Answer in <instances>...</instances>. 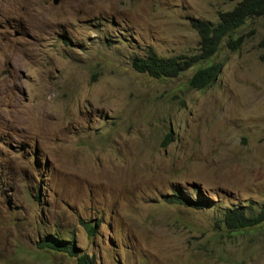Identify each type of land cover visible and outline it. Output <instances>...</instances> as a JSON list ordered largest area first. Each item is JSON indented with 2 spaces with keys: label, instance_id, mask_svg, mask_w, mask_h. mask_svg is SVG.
Instances as JSON below:
<instances>
[{
  "label": "rangeland",
  "instance_id": "374dc122",
  "mask_svg": "<svg viewBox=\"0 0 264 264\" xmlns=\"http://www.w3.org/2000/svg\"><path fill=\"white\" fill-rule=\"evenodd\" d=\"M239 0H0V264H264V17L224 37L213 84L137 72L134 57L194 53L190 17ZM245 36L232 51L226 42ZM179 188L201 209L170 202ZM95 226L90 234L86 225Z\"/></svg>",
  "mask_w": 264,
  "mask_h": 264
},
{
  "label": "trees",
  "instance_id": "16d2710c",
  "mask_svg": "<svg viewBox=\"0 0 264 264\" xmlns=\"http://www.w3.org/2000/svg\"><path fill=\"white\" fill-rule=\"evenodd\" d=\"M218 20L212 22L209 20L190 17V25L199 36L198 49L194 53L179 54L175 56L162 57L155 51L149 50L144 57H134L132 59L133 68L149 77L174 78L189 68L198 65V68L192 73L187 84L195 90H204L210 87L216 80L222 62H210L205 66L201 63L211 59L218 50L222 39L233 30L243 25L246 20L255 17H264V0H239L235 5L225 11H218ZM245 36H238L227 40V47L234 51L238 49L244 41ZM260 48L264 49V31L258 41ZM264 57V55H263ZM169 199L170 202L179 203L186 207L201 209L209 204V200L196 193V198L191 199L179 188L174 189ZM223 222L230 230L246 229L257 226L264 222V201L255 214L248 215L241 208H228L223 215ZM88 233L93 234L95 226L86 225ZM38 249H49L57 252H63L70 256H77L78 264H92V260L85 254H78V249L69 239L58 238L53 234H46L37 243Z\"/></svg>",
  "mask_w": 264,
  "mask_h": 264
},
{
  "label": "water",
  "instance_id": "95a60500",
  "mask_svg": "<svg viewBox=\"0 0 264 264\" xmlns=\"http://www.w3.org/2000/svg\"><path fill=\"white\" fill-rule=\"evenodd\" d=\"M53 2L56 4L58 2V0H53Z\"/></svg>",
  "mask_w": 264,
  "mask_h": 264
}]
</instances>
